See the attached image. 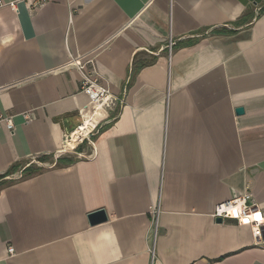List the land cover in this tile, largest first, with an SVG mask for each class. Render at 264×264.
Listing matches in <instances>:
<instances>
[{
  "label": "crops",
  "instance_id": "crops-1",
  "mask_svg": "<svg viewBox=\"0 0 264 264\" xmlns=\"http://www.w3.org/2000/svg\"><path fill=\"white\" fill-rule=\"evenodd\" d=\"M2 1L0 264H264V228L210 217L246 192L264 215V0ZM68 54L117 99L71 146Z\"/></svg>",
  "mask_w": 264,
  "mask_h": 264
},
{
  "label": "built area",
  "instance_id": "built-area-1",
  "mask_svg": "<svg viewBox=\"0 0 264 264\" xmlns=\"http://www.w3.org/2000/svg\"><path fill=\"white\" fill-rule=\"evenodd\" d=\"M24 2L26 9L31 12L37 11L43 5V0H24ZM2 7H9L10 9L15 10V3H5L0 0V8ZM171 47L172 43L171 41H169V43L166 45V50L169 54L171 52ZM87 58V55L73 56L71 54H68V61L62 67L63 69L74 68L80 74V92L88 98L87 110H89V115L80 122L75 130L86 128V121L90 122V125L87 126L88 131L84 135H79L74 143H82L83 140H87L88 143H91V135L94 136L98 133L96 124L93 121L95 116L99 115L102 110H111L117 105V99L112 96L109 89L106 86L99 84V79L96 76H91L88 72L85 71V66L91 63V59ZM23 117L27 121H29L27 114L23 115ZM81 118H83V115H81ZM0 126H4L10 132L13 131L14 127L11 118L2 117L1 115ZM74 131H72L68 135H64V141L66 142V144L70 141ZM62 152L64 153V151H61L58 156H61ZM90 157L91 155L87 156V158ZM31 164H34V166H36L37 168H41L44 166H47V168H49L51 166L45 164L42 165L39 163L35 164L34 162L30 163V165ZM22 173L23 171L13 173L9 175L7 179L11 181L19 180L22 178ZM158 214V207L150 208L149 215L151 220V231L153 232V235L156 231V221ZM210 217L213 220H231L235 221L238 225H247L251 228V235L255 243L260 242L262 239L264 215L262 214L258 205L253 201L251 194H249L248 192L243 193L239 196H234L227 201L216 204ZM13 252V248L8 247L7 253L11 255L13 254Z\"/></svg>",
  "mask_w": 264,
  "mask_h": 264
},
{
  "label": "water",
  "instance_id": "water-1",
  "mask_svg": "<svg viewBox=\"0 0 264 264\" xmlns=\"http://www.w3.org/2000/svg\"><path fill=\"white\" fill-rule=\"evenodd\" d=\"M235 114L238 115V116L242 115L243 114V109L242 108H237L235 110ZM87 218H88V222H89L90 226H96V225L102 224V223L107 221V216H106V214H105V212L103 210H99V211L93 212V213L89 214ZM216 222L220 223L221 220L217 219Z\"/></svg>",
  "mask_w": 264,
  "mask_h": 264
},
{
  "label": "bare ground",
  "instance_id": "bare-ground-1",
  "mask_svg": "<svg viewBox=\"0 0 264 264\" xmlns=\"http://www.w3.org/2000/svg\"><path fill=\"white\" fill-rule=\"evenodd\" d=\"M90 125V122H87L86 121V128H82V129H77L73 132L72 136H71V139L69 141V145H74V142L76 140V138L79 136V135H84L87 131H88V128L87 126Z\"/></svg>",
  "mask_w": 264,
  "mask_h": 264
},
{
  "label": "trees",
  "instance_id": "trees-1",
  "mask_svg": "<svg viewBox=\"0 0 264 264\" xmlns=\"http://www.w3.org/2000/svg\"><path fill=\"white\" fill-rule=\"evenodd\" d=\"M3 177H0V180L2 179Z\"/></svg>",
  "mask_w": 264,
  "mask_h": 264
}]
</instances>
